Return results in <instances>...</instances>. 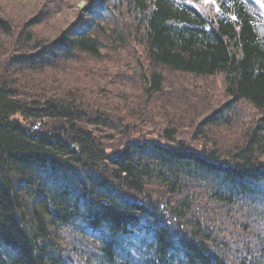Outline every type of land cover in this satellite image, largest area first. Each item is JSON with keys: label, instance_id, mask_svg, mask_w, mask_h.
I'll return each instance as SVG.
<instances>
[{"label": "trees", "instance_id": "trees-1", "mask_svg": "<svg viewBox=\"0 0 264 264\" xmlns=\"http://www.w3.org/2000/svg\"><path fill=\"white\" fill-rule=\"evenodd\" d=\"M84 1L50 38L66 0L19 29L0 7V264H264L255 2ZM130 49L137 67L117 74L114 108L92 76ZM71 62L81 78L63 85ZM136 74L137 100L123 88ZM168 74L220 77L207 113L151 109Z\"/></svg>", "mask_w": 264, "mask_h": 264}, {"label": "rangeland", "instance_id": "rangeland-1", "mask_svg": "<svg viewBox=\"0 0 264 264\" xmlns=\"http://www.w3.org/2000/svg\"><path fill=\"white\" fill-rule=\"evenodd\" d=\"M59 1L60 0H0V7L4 10V13H6L7 16L11 18L12 22L15 24V27L19 29L22 28L25 23L31 22L33 18H37V16L41 14L44 5L48 6L50 5V3H54L57 5L59 4ZM65 3L66 4H64V6L61 8V11L53 17V26L45 28L42 32L45 37H52V35L56 31V28H58L59 26L66 27L69 24H73V21L76 20L78 11L85 7L86 2L84 0H66ZM134 52H136L135 49H130L126 50V53L122 55H111L106 61L98 65L100 66V68H98V71L102 74L100 73L99 75H96V77L92 76V82H94L92 86L94 87V89L103 91L106 98H108L112 102L110 105L114 108L120 104V101H113L111 86L120 85V82L116 79V76L119 72L126 73V69L131 65L137 67L138 60H136V53ZM78 60L81 61V59ZM85 64H87L88 67L90 66V64L88 63ZM7 65H9V54L3 55L2 59H0V71L2 69H5ZM76 69L77 65L71 62L68 66H66L64 73L63 71H60V73L58 72L59 77L61 79H64L63 85L71 82V80L77 79L78 77L81 78V75L78 73V71H76ZM139 77L140 76L136 74L131 77V81L129 83L123 85L125 92L129 93L130 97L132 95H136V100L138 97L140 98L142 93V90L140 89L141 83ZM84 83L82 84L81 89H83ZM87 84L89 85V87L91 86V83L87 82ZM221 85L222 84L220 77L209 80L197 78L195 79L194 77H191L189 75L181 76L168 74L165 90L163 94L157 96L158 99H154L155 107L152 106L153 108L151 109H154L155 111V108H159L161 104L164 103L163 101L167 100L165 104H169V108L173 107L174 111L177 114H180L178 110L181 109L182 105H187L191 110L199 109L195 110V112L197 111L198 113H196V115L198 114L201 117L203 113H207V109L213 105V98H209L211 89H216L219 86L221 87ZM42 86L46 87L48 86V84L43 83ZM219 95L221 98V92ZM85 98L87 100L90 99L94 102V93H89ZM147 113H150V109L149 111L147 110ZM128 116L138 118V113L128 114ZM154 120L156 119L154 118ZM145 131L149 132L148 130ZM232 133H234V130H232ZM232 133L225 131V136Z\"/></svg>", "mask_w": 264, "mask_h": 264}]
</instances>
